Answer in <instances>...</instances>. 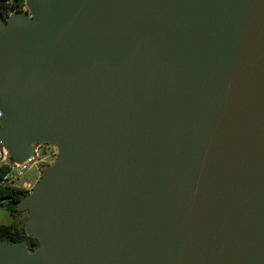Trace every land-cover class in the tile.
I'll return each mask as SVG.
<instances>
[{
    "label": "water",
    "instance_id": "water-1",
    "mask_svg": "<svg viewBox=\"0 0 264 264\" xmlns=\"http://www.w3.org/2000/svg\"><path fill=\"white\" fill-rule=\"evenodd\" d=\"M28 3L0 26V157L62 153L18 205L45 252L0 264H264V0Z\"/></svg>",
    "mask_w": 264,
    "mask_h": 264
},
{
    "label": "trees",
    "instance_id": "trees-1",
    "mask_svg": "<svg viewBox=\"0 0 264 264\" xmlns=\"http://www.w3.org/2000/svg\"><path fill=\"white\" fill-rule=\"evenodd\" d=\"M26 10V0H0V18L8 21L14 11ZM9 171V166L4 165L0 169V179ZM29 192L28 188L13 184L0 182V204L4 206L13 216L11 223H0V243H24L30 252L36 251L40 245V240L29 235L22 221L19 220V203Z\"/></svg>",
    "mask_w": 264,
    "mask_h": 264
},
{
    "label": "rangeland",
    "instance_id": "rangeland-1",
    "mask_svg": "<svg viewBox=\"0 0 264 264\" xmlns=\"http://www.w3.org/2000/svg\"><path fill=\"white\" fill-rule=\"evenodd\" d=\"M19 15L21 17H26L28 20H33L36 17V14L32 8V6L26 0V10L24 11H14L8 21H4L0 18V26H6L10 24V18L12 16ZM39 159L29 168L24 170L23 172H19L15 169L12 173L13 178L17 185L25 186L28 188L29 193L31 196L35 195V191L38 189V182L41 178H43L44 170L47 171L48 168L53 167L56 165L61 157L62 147L54 142H44L42 147L39 150ZM32 211L29 207L20 208L19 213V220L22 221L24 226L27 228V224L29 219L32 216ZM14 220L11 213L0 204V223H11ZM10 246L14 247L15 244H9ZM30 254L32 252L26 248Z\"/></svg>",
    "mask_w": 264,
    "mask_h": 264
},
{
    "label": "built area",
    "instance_id": "built-area-1",
    "mask_svg": "<svg viewBox=\"0 0 264 264\" xmlns=\"http://www.w3.org/2000/svg\"><path fill=\"white\" fill-rule=\"evenodd\" d=\"M2 116H3V112L0 109V121H1ZM41 145L42 144H38L36 146L35 155L34 156L31 155L25 162H18L16 160H14L11 157L9 151L5 147H3L2 155L0 157V169L4 165H8L9 166V171L4 174L3 178L0 179V182L16 184V182H15V180L13 178V175H12L13 171L15 169H17L21 173V172L24 171V166L26 164H29L30 166L35 164L37 162V160L39 159V152H40L39 150H40Z\"/></svg>",
    "mask_w": 264,
    "mask_h": 264
},
{
    "label": "bare ground",
    "instance_id": "bare-ground-1",
    "mask_svg": "<svg viewBox=\"0 0 264 264\" xmlns=\"http://www.w3.org/2000/svg\"><path fill=\"white\" fill-rule=\"evenodd\" d=\"M40 184H41V183H39L38 185L40 186ZM39 186H38V187H39ZM28 231H29V233L38 236V237L40 238V240L42 241V245H41V246H40V247H39L34 253H32V254H30V253L28 252V250L25 249L26 254H27L29 257H31V256H33L34 254L41 253V252H45V250H46V246H45V245H46V241H45V236H44L43 232H33V231L31 230V227H30L29 223H28Z\"/></svg>",
    "mask_w": 264,
    "mask_h": 264
},
{
    "label": "flooded vegetation",
    "instance_id": "flooded-vegetation-1",
    "mask_svg": "<svg viewBox=\"0 0 264 264\" xmlns=\"http://www.w3.org/2000/svg\"><path fill=\"white\" fill-rule=\"evenodd\" d=\"M41 147H42V145H41Z\"/></svg>",
    "mask_w": 264,
    "mask_h": 264
}]
</instances>
